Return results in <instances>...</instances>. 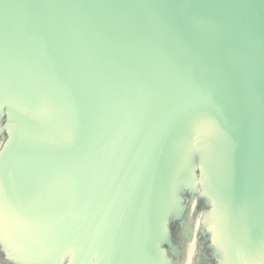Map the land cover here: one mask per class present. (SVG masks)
Segmentation results:
<instances>
[{
  "label": "water",
  "instance_id": "1",
  "mask_svg": "<svg viewBox=\"0 0 264 264\" xmlns=\"http://www.w3.org/2000/svg\"><path fill=\"white\" fill-rule=\"evenodd\" d=\"M0 264H264V0H0Z\"/></svg>",
  "mask_w": 264,
  "mask_h": 264
}]
</instances>
